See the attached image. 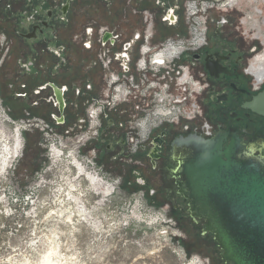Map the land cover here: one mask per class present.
Listing matches in <instances>:
<instances>
[{"label": "rangeland", "instance_id": "374dc122", "mask_svg": "<svg viewBox=\"0 0 264 264\" xmlns=\"http://www.w3.org/2000/svg\"><path fill=\"white\" fill-rule=\"evenodd\" d=\"M126 1H74L57 35L61 56L53 46L38 52L11 31V21L0 19V264H219L212 235L201 233L203 222L196 227L187 214L171 210L150 164L117 144L108 114L100 118L98 136L80 123L101 93L103 73L94 64L95 43L88 51L75 36L93 23L126 36L141 31L138 16L122 21ZM156 1L131 2L156 13L152 43L188 38L187 0ZM171 9L174 26L163 21ZM234 9L208 11L206 34L218 22L224 32H248L238 20L251 13L250 2ZM51 84L64 88L62 111L48 101ZM39 118L49 131L31 122Z\"/></svg>", "mask_w": 264, "mask_h": 264}, {"label": "flooded vegetation", "instance_id": "af4514ba", "mask_svg": "<svg viewBox=\"0 0 264 264\" xmlns=\"http://www.w3.org/2000/svg\"><path fill=\"white\" fill-rule=\"evenodd\" d=\"M49 1L51 0H0V19L11 21V31L25 42L35 44L38 52H45L46 46H53V51L61 56V53L57 52V48L62 47L58 44L57 35L68 21L71 4L76 0H62L55 5L49 4ZM243 1L250 2L253 15L249 13L250 15L243 17V21H238L248 27V32L240 31L237 27L233 32H224L221 30L224 22H218L214 33L210 31L206 34L203 47L197 51L185 52L180 61L175 63V75L180 74V67L184 66L189 77L198 83L197 88L190 89L185 86L181 92L177 91V94L184 98L187 107L195 105L196 117L185 122L186 128L182 127L185 131L179 129L181 122L159 127L137 153L150 164L161 187L159 191L167 198L171 210L187 214L196 227H199L201 222L204 225V221H195L191 217L189 201L179 193L176 179L171 174L170 167H176L171 154L173 140L188 135L208 139L228 133L229 136H238L246 149L254 155L260 156L264 151V115L260 113L264 109V103L259 99L264 94V11L259 10L258 5V2L264 4V0H233V4L238 6ZM156 2L164 4V0ZM66 4L68 7L66 12H63ZM170 11L172 12L168 11L167 18L174 17L177 20V13L173 9ZM234 11L239 10L235 8ZM258 18L261 20L260 28L255 25ZM138 55L137 42H132L129 47L124 48L121 58L129 59L132 63ZM32 65L33 62L30 61L27 68L30 69ZM51 100L55 103L54 93L48 99L49 102ZM127 120L128 117L124 116L122 122L125 124ZM31 122L47 124L41 118ZM113 122L115 123V120ZM44 131H49V127H45ZM117 141L119 147L125 151L126 143L123 137ZM179 180L183 181L184 178L180 177ZM202 229L203 226L201 233ZM216 251L220 252L218 245ZM220 253L219 264H231L223 261Z\"/></svg>", "mask_w": 264, "mask_h": 264}, {"label": "built area", "instance_id": "2783aa9c", "mask_svg": "<svg viewBox=\"0 0 264 264\" xmlns=\"http://www.w3.org/2000/svg\"><path fill=\"white\" fill-rule=\"evenodd\" d=\"M126 2L122 21L125 22L128 16L134 15L138 16L142 23L141 31H134L133 37H127L125 31L118 28L106 25L95 27L96 24L93 23L94 25L85 26L82 34L76 35L75 39L79 37L83 47L88 51H92V44L95 43L97 50L94 64H98L103 73L101 93L88 105L86 120L80 123L84 125L88 122V132L92 131L94 136H98L101 116L111 115L108 123L113 128L116 126L117 140L123 137L126 152L134 157L159 127L191 121L196 117L195 105L187 107L184 98L178 95L177 91L181 92L185 86H189L190 89L197 88L198 83L189 77L184 66L180 67V74L175 75V63L186 51H197L204 46L206 23L210 20L208 11L224 12L228 8L233 10L236 4H233V0H187L186 16L188 22L191 20L188 38L169 37L163 43L154 44L152 40L156 13L148 9H139L138 6L134 7L133 3L131 4L132 0ZM163 21L172 26L177 22L174 17H164ZM255 25L260 28V21L257 20ZM106 34H109V37L104 40ZM132 42L135 44L137 42L139 55L131 63L129 59L121 58V54ZM87 88L90 89L91 86ZM124 116L128 117L125 124L122 122ZM93 121L96 124H93ZM21 123L24 124L23 121ZM36 125L40 126L41 131L48 127V124L44 125L42 122ZM184 127L186 128V124ZM58 147L59 145L53 144V149L56 150ZM132 161L129 160L131 163Z\"/></svg>", "mask_w": 264, "mask_h": 264}, {"label": "water", "instance_id": "95a60500", "mask_svg": "<svg viewBox=\"0 0 264 264\" xmlns=\"http://www.w3.org/2000/svg\"><path fill=\"white\" fill-rule=\"evenodd\" d=\"M49 87L62 111L64 90ZM259 99L264 103V94ZM260 113L264 115V109ZM171 154L176 167L170 170L179 193L189 201L191 217L204 221L202 234L213 236L221 259L264 264V151L256 156L238 136L221 133L208 139L178 137Z\"/></svg>", "mask_w": 264, "mask_h": 264}, {"label": "bare ground", "instance_id": "6f19581e", "mask_svg": "<svg viewBox=\"0 0 264 264\" xmlns=\"http://www.w3.org/2000/svg\"><path fill=\"white\" fill-rule=\"evenodd\" d=\"M90 179L91 180H93V184H94V187L97 189L98 187L97 186H99L100 184H99V182L94 178V177H92L91 175H90ZM100 189V188H99Z\"/></svg>", "mask_w": 264, "mask_h": 264}]
</instances>
